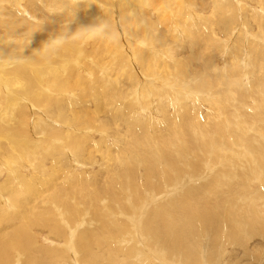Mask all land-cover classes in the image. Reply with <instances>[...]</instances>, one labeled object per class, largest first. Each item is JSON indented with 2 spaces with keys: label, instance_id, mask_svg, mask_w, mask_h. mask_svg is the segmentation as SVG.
<instances>
[{
  "label": "bare ground",
  "instance_id": "obj_1",
  "mask_svg": "<svg viewBox=\"0 0 264 264\" xmlns=\"http://www.w3.org/2000/svg\"><path fill=\"white\" fill-rule=\"evenodd\" d=\"M112 3L113 0L100 4L97 0H0V106L3 103L6 106L4 108L2 105L4 110L0 115L3 135L0 138L2 149H8L11 155L12 152L15 154V158L0 159V177L3 173L5 176L0 186L5 191L8 186H14L16 189L15 192L9 190L13 195L11 192L10 195L4 194L3 188L0 189L3 192L2 196L0 194V264H11L14 260L12 252L16 250L22 252L18 253V256L23 257L22 264H264V242L262 244L255 238L258 235L264 241V203L259 204L254 199L255 204L250 205V199L247 198L249 195L244 198L246 193L251 194L249 189L252 185L249 183L252 179L245 174L249 173L250 169L241 158V153L245 152L248 163L252 159L255 160L252 163L256 162L261 182L264 183V159L258 158L264 153V142L255 141L257 134L245 133L246 130L238 120L247 116L246 103L242 104L245 99H235L239 104H234L233 107L239 110L233 111L229 118L215 111L205 117L195 112L206 104L209 107L212 104H222L220 101L211 102L213 98L217 99L218 95L215 85L212 86V91L198 88V71L190 67L194 59L205 60V50H214L220 54L215 55L226 56L222 62H225V65L228 63L229 69L219 62L211 61L210 57L214 56V53L209 54L211 56L205 60V65L217 77L225 78L233 73L235 77L232 85L235 86L233 90L230 89L231 95L238 92L240 97V94L249 91L252 82L258 80V84L264 89V0H212L214 8L221 9L218 19L220 23L225 24L221 27L224 28L222 31L227 29L222 35L213 28L214 21L207 18L211 17L213 12L209 16L204 14L207 7L206 2L202 0H118L116 4L119 9L114 8L119 10L117 14L111 9L112 5H109ZM45 7L49 8V12ZM112 11L116 14V23L121 24L123 40L118 48L99 55V52H96L99 44L95 41V35L90 36L92 40L88 46H82V42L87 41L85 36L94 31V20L97 21L100 16L108 15ZM113 15L110 14L112 23L115 22ZM72 37H78L79 40ZM57 40L63 44L54 45ZM91 46L93 49H85ZM73 50L79 59L75 58ZM23 53L32 56L31 61L18 57ZM13 55L19 59L12 57ZM82 55L85 57L80 58ZM35 57L36 60L32 63ZM179 68L184 70L180 71ZM207 68L204 67L205 70ZM257 73L262 75L253 79ZM120 76L125 77V82ZM247 76L251 78L250 87L246 85L248 82H245ZM33 77L35 85H32ZM98 82L112 86L99 94L96 88L101 83ZM227 85L225 84V87ZM230 88L233 87L230 85ZM106 92L108 93L105 94ZM102 94L104 100L98 96ZM226 95L231 96L229 93ZM258 96H251L259 102L251 103L257 117L258 109L264 107V103L259 100H264V93ZM104 104L109 106L108 112H118V126L123 121L127 128L139 122L150 123L151 126H156L155 130L157 127H165L164 133H168V137H165V142L160 146L159 142L157 145H146L148 140L144 137V142L142 136L141 142L143 140L144 144L138 145L140 148L135 146L138 149L136 152L126 154L124 146L121 145L122 135L120 138L119 135L118 137L116 134L105 133L100 127L102 121H98V118L90 121L89 115L86 119L79 117V114L86 116L89 113H98V110L101 112ZM188 104L193 110L190 107V110L185 109ZM2 109L0 107V110ZM183 114L188 117L186 121L192 123H183L182 128H178ZM262 123L264 124V120ZM37 126H40L38 130ZM109 127L107 125V128ZM26 131L30 132L31 138L37 140L30 148L36 152L40 151V156L44 155L42 150L51 151L53 158L55 155L56 173L51 171L53 176L55 173V182L52 181L55 180L54 177L51 178L50 174L47 176L42 171L46 167L42 163H48L44 158L38 161L39 157L32 159L28 156L33 154L28 148L29 144H19L22 140L16 141V144L12 140L4 139L6 133L19 138L25 135L26 139L29 135ZM210 134L218 135L216 140L219 142L221 139V143L216 142L215 137ZM163 136L155 138L161 140ZM172 137L176 142H171ZM210 137L214 143L212 145H215L212 150L217 152L211 164L218 163L215 158L218 157L219 149L222 148L225 152L222 155L225 164L213 175L207 174L206 168L198 167L199 163L201 166L204 164L205 159L200 158L202 162L196 159L198 156L204 158L207 155L208 151L203 147L211 143ZM229 137H233L235 142ZM177 138L183 141L179 143ZM76 140H89L93 144L102 143L109 147L113 145L110 147H114L116 154V158L113 157V168L106 169L105 163H102L109 153L101 152V148L97 147L94 151H98L100 156H106L99 157L100 161L97 163H90L94 161L89 157L81 158L77 155L76 146L72 145ZM27 142H30V139ZM21 146L27 150L26 154L20 151ZM203 151L206 153L203 154ZM254 153H258L257 157ZM32 161L36 163V168ZM58 162L67 164L65 171L61 170ZM123 164L128 166L124 168ZM94 165L97 169L92 172L90 168ZM34 170L38 174L32 178L30 174ZM98 171L101 172L98 176L101 181L110 179V171L118 178L121 173L124 174L136 192H142V189L147 187L149 190L144 191L148 194L145 199L160 197L159 194L164 189L162 182L166 181L169 185L171 182L178 183L182 171L188 173L191 179L186 180L185 184L189 186H185L181 191H172L170 195L154 201L155 203L152 201L153 209L149 207L146 212L140 210L144 213L139 216L141 225L137 236L133 232V226L116 213L118 209L114 204L112 206L111 202L105 200V204L93 196L92 200L95 201L90 202L83 197V193L72 198L68 195H56L57 191L62 190L58 185V179L61 177L68 182L72 177L82 181L83 178H93ZM30 179H33L32 182ZM194 179H197V182L193 181ZM235 180L236 183H242L230 192V186ZM5 183H8L6 188ZM171 186L173 187V184ZM100 187L98 185L97 189ZM228 188L230 194L226 191ZM106 189L104 187L97 190L98 195L100 192L105 193ZM240 189L246 194H242V191V198L240 195L235 196L240 193ZM126 190L127 188L124 191ZM32 191L36 193L34 197L22 198L24 195L29 196L28 192L32 195ZM51 194L53 196H50ZM258 195L259 192L254 194V197ZM16 196H20V204L15 203ZM132 196L131 199L134 197ZM52 199L57 201L59 206L54 205ZM119 201V205L126 208L123 199ZM143 201L138 197L132 203L129 202L138 203L137 207L141 208ZM85 206L88 209L93 206L95 214L98 215L95 218L92 215L94 211L86 213L89 218L96 219H91L94 221L92 227L88 226L87 219L83 220V224L74 223L78 216L82 218L78 212L81 209L79 207ZM110 206L116 212L109 213ZM146 230L151 232L153 237L141 234ZM45 232L47 234H44ZM228 252L233 258L224 262ZM159 255L165 256L168 261Z\"/></svg>",
  "mask_w": 264,
  "mask_h": 264
},
{
  "label": "rangeland",
  "instance_id": "obj_2",
  "mask_svg": "<svg viewBox=\"0 0 264 264\" xmlns=\"http://www.w3.org/2000/svg\"><path fill=\"white\" fill-rule=\"evenodd\" d=\"M98 2H99V4L100 3H102L103 1L104 2H110V0H97ZM138 1H140V0H138ZM202 1H204V3L206 2V7L208 8V10H207V8L205 9V12H204V14H206V15H208L209 16V14L210 13H212L213 12V14L212 15H210L211 17H213V18H211V17H207V18H209L210 20L212 19L213 21H214V23H212V26H213V28L215 29V30H218V32H219V34L220 35H222V33H226L227 32V29H226V31H222V29H224V28H221L222 26H224L225 24H222V23H220V21H219V19H218V17H219V13H220V11H221V9L220 8H218V7H216V9L214 8V5H213V3H211L212 2V0H202ZM118 2V0H113V3L112 4H109V5H112L111 6V9L113 10L114 8L116 9V8H118L119 9V7H117L118 6V4H116ZM187 2V1H186ZM207 2H208V4H207ZM212 5V6H211ZM116 6V7H115ZM210 7V8H209ZM47 12H49L48 10H49V8L48 7H45L44 8ZM114 9V10H115ZM115 10L114 12L117 14V12L119 11V10ZM44 10V11H45ZM45 11V12H46ZM111 10H109V12H110ZM209 11V12H208ZM47 12H46V14H47ZM113 11L111 12V13H107L108 15H105V16H100L99 18H98V20L96 21V20H94L96 23H95V26H94V28H93V32L92 33H89V34H87L86 36H85V38L87 39V41H85V42H82V46H88L89 45V43L91 42V40H92V38L90 37V36H93V35H95V37L97 38L95 41H96V43H98L99 45H98V47H97V49H96V52H99V55L101 54V55H103L104 54V52L106 51V52H108V51H110L111 50V52L112 51H115V49L116 48H118V45L121 43V41L123 40V38H122V32H121V27H120V25L121 24H119V23H116V22H118L117 21V18H116V14L114 13ZM208 12V13H207ZM114 15H113V14ZM51 14V13H50ZM110 14L111 15H113V17H114V19L113 20H115V22H113L112 23V21H110L112 18L110 17ZM215 14V15H214ZM101 18V19H100ZM104 18V19H103ZM103 19V20H102ZM222 21V20H221ZM114 23H115V25H114ZM103 24V25H102ZM105 25V26H104ZM111 26H116V27H111ZM119 26V27H118ZM227 26V25H226ZM104 27V28H103ZM216 27V28H215ZM228 27V26H227ZM106 29V30H105ZM108 29V30H107ZM112 29H114V30H112ZM116 29H118V30H116ZM221 29V30H220ZM95 31H97V33H95ZM107 31V32H106ZM119 31V32H118ZM115 34H116V36H115ZM98 35H99V37H98ZM118 35V36H117ZM101 37V38H100ZM120 39H119V38ZM125 37V36H124ZM168 37V36H167ZM73 39H75V40H79V38L78 37H76V38H74V37H72ZM104 38V39H103ZM168 38H170V37H168ZM105 39H106V41H105ZM119 40V41H118ZM92 43H93V41H92ZM15 44H16V42H15ZM54 45L56 44L57 46L58 45H60V44H63L62 43V41H59V40H57V42L56 43H53ZM112 47V49H109V48H111ZM108 48V50H106ZM85 49H87V50H91V49H93L92 48V46H91V48L90 47H86ZM84 49V50H85ZM99 49V50H98ZM81 51H82V49H80ZM210 50V49H209ZM207 51V50H205L204 52H205V55H204V59L206 60L207 58H209L210 56H209V54H213L214 53V56H211L210 58H211V61H214V63L216 62H219L220 63V65H223V67L224 68H228L229 67V65H228V63H226V65H225V62H222L224 59H226V56L225 57H220V56H217V55H220V54H217L218 52H215L214 50H211V52L210 51ZM227 50H229V49H227ZM227 50L225 51L226 52V54L228 53L227 52ZM74 51V50H73ZM101 51V52H100ZM77 52H79L78 50H77ZM215 54H217V55H215ZM17 55V54H16ZM16 55H13L12 57H14L15 58V56ZM74 55H76V57L75 58H77V59H79L78 58V55H77V53L74 51ZM29 56V57H28ZM18 57L20 58H22V59H28V60H26V61H31V58H32V56H30L29 54H27V53H23L22 55H18ZM17 56H16V58H18ZM83 57H85V56H80V58H83ZM87 57H89V55H88V53H87ZM90 57H91V55H90ZM18 58V59H19ZM35 60H36V57H35V59H33L32 60V63L33 62H35ZM86 60H87V58H86ZM104 60V59H103ZM205 60H199V59H194V60H192L191 61V63H190V67L191 68H194L195 70L197 69V73H196V75H197V80H196V85H198V88H202L204 91H208V90H211L212 91V89H213V85H215V87L217 88V91H218V95L216 96L217 97V99L216 98H213V101H211L212 103L214 102V101H220L221 102V104L222 105H214V104H212L210 107H209V105H205V106H203L202 108H200V110H197V111H195V112H197V113H200V115H201V117H205V115H209V114H211V113H213L214 111L216 112V113H218L219 112V114H222L223 113V115L225 116V117H231V115H232V112L233 111H238L239 109H235V107H233L234 106V104H235V106H236V104L238 105L239 104V102H238V100H241V99H245V101L244 100H242V102H244V103H242V104H245L246 103V109H247V116H245V118H240V119H238L239 121H240V124H241V126H242V128L244 129V130H246V131H244L245 133H247V134H257V138H255V141H263L264 142V128H262L263 127V123H262V121L264 120V114H262L261 112H264V107L263 108H259L258 110L260 111H258L257 113H259L258 114V117H260V118H258L254 113H255V111H254V109H252V105H251V103H259L258 101H256L254 98L255 97H259L258 95H261L262 94V92L264 93V89H262L261 88V85L260 84H258V81L257 82H252L251 84H252V86L250 87V85L251 84H249L250 82H251V78L249 77V76H247L246 78H245V82H248V83H246V85H249V91L247 90L246 91V93H244V94H240V97H239V93L238 92H234V96H235V98H234V96L233 95H231L232 94V92H230V91H232L233 89H234V86L232 85V82H233V80H234V78L233 77H235L234 75H233V73L231 74V76H229V77H220V76H216V75H214V73L210 70V69H208L207 68V66L205 65ZM2 61V60H1ZM222 63H224V64H222ZM202 64V65H201ZM184 66H185V64H184ZM204 67H205V69L207 68V70H205L204 69ZM203 68V69H202ZM180 69V68H179ZM193 69V70H194ZM199 69V70H198ZM229 69V68H228ZM184 69H180V71H183ZM204 70V71H203ZM203 72V74H202V72ZM205 74V75H204ZM259 76H258V75ZM256 75H254L252 78L253 79H257V78H259L262 74H259V73H257ZM228 75V74H227ZM262 76H264V74L262 75ZM121 77V76H120ZM121 79L125 82V77H121ZM214 81V82H213ZM222 82H223V84H222ZM263 82H264V80H263ZM98 83H101L99 86H97L98 88H96V90H97V92H99V94H101V92L103 91V90H105V89H107L108 87H111L110 85H106L105 86V84L103 83V82H98ZM227 85L226 87H225V84ZM36 84V81H35V79H34V77L32 78V85H35ZM221 84V85H220ZM230 85H231V87H233V88H230ZM256 85H257V87H256ZM259 86V87H258ZM14 87V86H13ZM117 87V86H116ZM223 87L225 88L224 90H223ZM100 89H102V90H100ZM215 89V88H214ZM227 89H228V91H227ZM230 89H232V90H230ZM236 89V88H235ZM248 89V88H247ZM12 90H15L16 92H18L15 88H12ZM4 91V93H5V90H3ZM253 91V92H252ZM108 92H106L105 94H107ZM226 93H229V95H231L233 98H229V97H231V96H227L226 95ZM255 96V97H251V96H253V95ZM248 95V96H247ZM2 96H4V95H2ZM101 99L103 98V100H104V97H103V94L102 95H98ZM109 98H111V96H109V95H107ZM227 96V97H226ZM245 97V98H243V97ZM222 97V98H221ZM223 97H226V98H223ZM242 97V98H241ZM240 98V99H239ZM253 98V99H252ZM230 99V100H229ZM233 99V100H232ZM235 99H238V100H235ZM235 100V101H234ZM259 100H261L263 103H264V100L262 99V98H259ZM230 101V102H229ZM235 103H234V102ZM236 101H237V103H236ZM247 103H248V106H247ZM4 104V103H3ZM2 104V105H3ZM218 104H220V103H218ZM229 104V105H228ZM231 104H233V105H231ZM0 106L1 107V109H2V107L4 106V108L6 107L5 105H3V106ZM206 106H208V107H206ZM188 107V108H187ZM187 107H185V109H187V110H190V108H191V110H193V107L192 106H190L189 104L187 105ZM190 107V108H189ZM204 107H206V108H204ZM221 107V108H220ZM29 108V107H28ZM203 108L205 109V110H203ZM211 108H213V110L211 109ZM7 109V108H6ZM107 109H109V106H106L105 104H104V106H103V109H101V112H100V110H98V113H89V114H86V116L84 115V114H79L80 116V118L81 119H86V117H87V115H89L88 116V119L90 120V121H92L93 119H97L98 121L100 120V121H102V123H101V125H100V127H102V129H103V131H105V133H108V134H116L117 136L119 135L120 136V138H121V135H122V138H121V145L122 146H124V152L126 153V154H129L130 155V152H132V153H134V152H136L138 149L137 148H140V146H138V145H141V144H144V142H145V139L146 140H148V142H145L146 143V145H157V143L159 142V145L160 146H162L163 145V143L165 142V140H166V138L168 137V133H164L165 132V127H159V129H158V127H157V130H155L156 128V126H151L150 125V123H146L145 124V122H142V123H140L139 122V124H131L128 128L125 126V124H123L124 123V121L123 122H121L120 124V126H118V121H117V117H118V112L117 113H114V112H108V110ZM214 109H217V111L216 110H214ZM226 109H228V110H226ZM3 110L4 109H2V110H0V115H2L3 114ZM106 110V111H105ZM208 110V111H207ZM226 110V111H225ZM103 111V112H102ZM199 111V112H198ZM207 111V112H206ZM209 111H211V112H209ZM240 112V111H239ZM101 113V114H100ZM106 113V114H105ZM208 113V114H207ZM254 115H253V114ZM9 114V113H8ZM7 114V115H8ZM112 114V115H111ZM261 114V115H260ZM72 115V114H71ZM222 115V116H223ZM92 116V117H91ZM97 116V117H96ZM222 116H220V117H222ZM252 116V117H251ZM29 117H31V115H29ZM69 117H70V115H69ZM184 114L180 117L181 118V120L182 119H184L182 122H181V120L179 121V123H180V125H177V127L178 128H182V125H183V123H186V122H190V121H186L187 119L186 118H188V117H184ZM236 117V115L233 117V118H235ZM256 117V118H255ZM247 118V119H246ZM258 118V119H257ZM2 119H0V121H1ZM260 120H262V121H260ZM113 121L115 122V123H113ZM122 121V120H121ZM242 121V122H241ZM85 122V121H84ZM257 122H259L258 124H257ZM190 123H192V121L190 122ZM123 124V125H122ZM141 124H142V126H141ZM145 124V125H144ZM244 124V125H243ZM259 124H261V125H259ZM107 125H108V127L110 126V125H112L111 126V128L109 127V128H107ZM116 127H115V126ZM150 127H149V126ZM223 125V124H222ZM0 126H1V124H0ZM42 126V125H41ZM106 126V127H105ZM137 127V129H136V127ZM142 128H141V127ZM104 127V128H103ZM131 127V128H130ZM147 129H146V128ZM198 127V126H197ZM221 127V125L219 126V128ZM40 128V126H37V130ZM107 128V129H106ZM115 128V130H117L116 132H114L115 130H113ZM123 128V129H122ZM125 128H127V129H125ZM136 130H135V129ZM77 129H79V128H77ZM112 129V130H111ZM130 129V130H129ZM152 129H153V131H152ZM120 130V131H119ZM129 130V131H128ZM149 130H151V131H149ZM158 130H159V132H158ZM161 130V131H160ZM110 131V132H109ZM128 131V132H127ZM150 132V133H149ZM26 133L27 134H29V135H27V138L26 139H24L25 138V135H21L20 136V138L19 137H15V136H13V135H11V134H8V133H6V134H4V139L5 140H12V142H14V143H16V141L18 142L19 140L21 141V142H19V144H21V143H23V145H25V144H29L28 145V148L30 149V151L31 152H33V154H29L28 156H30V158H32V159H34L35 158V156L36 157H39L40 159H37L38 161L39 160H41V159H43L44 158V161H47L48 163H46V162H43L42 164H44L46 167H45V169H41L43 172H45L46 173V175L47 176H50L51 178L52 177H54L53 179H55V173H56V169H55V164H54V159H55V155H54V158H53V156L51 155V151H47V152H43V150L41 151L42 152V154H44V155H42V156H40L41 155V153H40V151H38L37 150V152L36 151H34V149H32V148H30V147H33L32 146V144H33V142L34 141H37V140H35V138L33 139V138H31V134H30V132H27L26 131ZM134 133V134H133ZM136 133H138V134H136ZM131 134V135H130ZM179 134V133H178ZM10 135V136H9ZM135 135V136H134ZM163 135H165V136H163ZM167 135V136H166ZM211 135V134H210ZM1 136H3L2 135V131H1V127H0V137ZM92 136H94V135H92ZM110 136V135H109ZM118 136V137H119ZM143 136V140H144V142H143V140H142V142H141V137ZM163 136V138L160 140L159 138H158V140H156L157 138H155V137H162ZM144 137H145V139H144ZM166 137V138H165ZM211 137H215V141L216 142H218V140H216V138L218 139V135H216L215 134V136H213V135H211ZM211 137L209 138V140H210V142L211 143H209L208 142V139H207V143H209V148H208V146L207 145H204L205 147H203L204 148V150H206V151H208L207 152V155H205V157L204 158H202V157H200V156H198L196 159L198 160H200L201 161V159H205L204 161H203V165L201 166L200 165V163H199V168L201 167H204V168H206L205 170L207 171V174H209V175H213L214 173H215V171H217V170H220L222 167H223V164H225V162H224V160H225V158H222L223 156V153H225V152H223V150H222V148L221 149H219L218 151V157H216L215 158V160L217 159V164H216V162H213V164H211V160H212V158L213 157H215V154L217 153V152H215V151H213L212 149L215 147V145H212V144H214L213 143V141L211 140ZM96 138V137H95ZM119 138V139H120ZM123 138H125V139H123ZM130 138V139H129ZM134 138V139H133ZM229 138H231L232 140H233V137H229ZM28 139H30V142H27V140ZM132 139V140H131ZM138 139H140V140H138ZM165 139V140H164ZM170 139V138H169ZM0 140H1V138H0ZM128 140H131V142H128ZM171 142L173 143V142H176V140H175V138L174 137H172L171 139ZM170 140H168V141H170ZM177 140L179 141V143H181L182 141H183V139H180V138H177ZM223 140V139H222ZM201 141V140H200ZM234 142H235V140H233ZM252 141H253V139H252ZM134 143V145H133V143ZM137 142H138V144H137ZM155 144H154V143ZM219 142L221 143V139H219ZM218 142V143H219ZM223 142H224V140H223ZM92 142L91 141H89V140H87V141H84V140H76V143L74 142V143H72V145L74 144L75 146H76V154L77 155H79L81 158L82 157H89L92 161H94V162H90V163H97V161H100L99 160V157L101 158V157H105L106 156V154H104V155H102V156H100L101 154L98 152V151H94L95 149H97V147L98 148H101V152H108L109 153V155H108V157L106 158V159H104L105 161L104 162H102L104 165H106V169H112L113 168V164H115V161H114V158H116V154H114L115 152H114V147L113 148H111L110 149V147H112L113 145H110V147L109 146H106V145H104V144H102V146H101V144H99V145H97V143L95 144H91ZM120 143V142H119ZM124 143H127V144H124ZM131 143V144H130ZM237 144H241V143H239V142H236ZM17 144V143H16ZM87 144V145H86ZM89 144H91V146L89 145ZM137 144V145H136ZM92 145H93V148H92ZM242 145V144H241ZM137 148H136V147ZM212 147V148H211ZM27 148V149H28ZM111 150V152H109L110 150ZM231 147L229 146V149H230ZM103 149V150H102ZM210 149V150H209ZM107 150V151H106ZM6 151V152H5ZM20 151L23 153V154H26L27 153V150H25V148L23 147V146H21V148H20ZM84 151V152H83ZM233 153H235V151L232 149L231 150ZM2 152H4V153H2ZM95 152L97 153V154H95ZM113 152V153H112ZM209 152H210V154H209ZM215 152V153H214ZM11 153V152H10ZM36 153H37V155H36ZM45 153H47V154H45ZM49 153H50V155H49ZM204 153H206L205 151H203V154ZM113 154V155H112ZM255 155V157H257L256 155L258 154V153H254ZM263 155L262 156H260V157H258L259 158V160H262V158L264 159V153H262ZM13 155H15L14 154V152H12V155L11 154H9V152H8V149H2V140L0 141V156L2 157V158H0V159H4V158H15ZM48 155V156H47ZM97 155H99V156H97ZM115 155V156H114ZM213 155V156H212ZM251 156H253L252 154H250ZM260 155V154H259ZM258 155V156H259ZM48 158H46V157ZM50 156V157H49ZM52 156V157H51ZM216 156H217V154H216ZM253 156V158H255ZM109 157H110V159H109ZM112 157V158H111ZM114 157V158H113ZM222 159H221V158ZM244 157V158H243ZM248 156L246 155V153L245 152H243V154L241 153V158H242V160H244L245 161V164H246V166L250 169V171H251V173H253V174H251L250 173V171H248L249 173H245V174H248L249 176L248 177H251V179H252V181H251V179H249V178H247V180L250 182H247V183H249V184H251L252 185V188L251 189H249L250 191H251V194H248V193H246L245 194V191L243 190V189H240L239 190V194H237V195H235L236 197H238L240 194H241V192L242 191H244V192H242V194L244 193L246 196L244 197V198H246L248 195V200H249V203H250V205H254L255 203V200L256 201H258L259 202V204H263L264 203V183H262L261 182V176L259 175V170H258V168L255 166V165H257L256 164V162H253L252 163V161H255L254 159H252V161L250 162V163H252L251 164V167H250V163H248V161L247 160H249L248 158H247ZM201 158V159H200ZM210 158V159H209ZM51 159V160H50ZM52 159H53V161H52ZM214 159V158H213ZM224 159V160H223ZM36 160V161H37ZM110 160V162H108ZM112 160V161H111ZM207 160V161H206ZM220 160V161H219ZM223 160V161H222ZM38 161L36 162L37 164H38ZM51 161L53 162L52 164H51ZM199 161V162H200ZM208 161L210 162V163H208ZM222 161V162H221ZM202 162V161H201ZM34 162L32 161V164H33ZM36 163H34L33 165H35ZM58 163H60L59 164V166H60V168H61V170L62 171H65L66 170V168H67V164L64 162H58ZM63 163V164H62ZM85 163H89V162H85ZM113 163V164H112ZM40 164V163H39ZM53 164H54V166H53ZM63 166H62V165ZM48 165V166H47ZM124 166V168L125 167H127L128 165H125V164H123ZM207 165H208V167H207ZM210 165L213 167H210ZM253 166V167H252ZM254 166H255V169H256V171L258 172H256V171H254L255 169H254ZM48 167V168H47ZM63 167V168H62ZM65 167V168H64ZM33 168H34V166H33ZM35 168H36V165H35ZM37 168H38V166H37ZM208 168V169H207ZM211 168V169H210ZM217 168V169H216ZM39 169V168H38ZM51 169V170H50ZM97 169V166L96 165H94L92 168H90V171H92V172H94L95 170ZM232 169H234L233 167H232ZM46 170V171H45ZM210 170V171H209ZM51 171H54L55 173H54V176L52 175L53 173L51 172ZM206 171L204 172V173H206ZM34 172H35V170H34ZM32 173V174H30V175H32V178H33V176H35V175H37L38 173L37 172H35V173ZM67 172V171H66ZM257 174H256V173ZM52 173V174H51ZM101 172L100 171H98V173L93 177V178H83V180L82 181H80V179L79 178H75V177H72L70 180H69V182H70V185H69V182L68 181H64L62 178L63 177H61V179H58L57 181L59 182H57L58 183V185L60 186V188H62V190H59V191H57V193H56V195H58V196H63V195H68L70 198H72V196H75V197H77L78 195H79V193H83V197L84 198H87L86 200L87 201H90V202H94L95 200H92L93 198H99L98 199V201H102V203L104 202L105 203V200H107V201H109V203L111 202L112 203V206H113V204H114V206H116L115 208H117L118 210H117V212L113 209V207H109L108 208V212L110 213V212H116L118 215H120L121 216V218L122 217H124L123 219H125V220H128V224L129 225H131V226H133L132 228H133V232H134V234L136 233L137 234V236H138V233H139V229H140V225H139V216H141L140 214H143L144 212H146L147 211V209L150 207L151 209H153L154 208V206H152L155 202L154 201H157L158 199H160V198H162V197H165V196H167V195H170L171 194V192L172 191H175V190H177V191H181V189L182 188H184L185 186L187 187V186H189V185H186L185 183H186V180L188 179V180H190L191 179V177H188V173H186L185 171H182V175H181V178H180V180H179V182L178 183H176V182H171L170 183V185L169 184H167L166 183V181H163L162 182V184H163V186H164V189H163V191H161L160 192V197L158 198V197H155V196H153V197H150V199H145V196H146V192H144L145 190H147V192H148V190L149 189H147V187L145 188H143L142 189V192H140V191H138V192H136V189L135 188H132L133 186H131V184L129 183L130 182V180L129 179H127V177L125 176L124 177V174L122 175V173L119 175V178L117 177V176H115V175H113V174H111V172L110 171H108V175H109V177H110V179H104V181H101V180H99L98 179V176H99V174H100ZM50 174V175H49ZM104 174H107V173H105L104 172ZM127 173H125V175H126ZM4 173L2 174V176L0 177V182H2L3 181V179H4ZM58 177V175L56 176V178ZM121 177V178H120ZM122 177H124V178H122ZM113 178V179H112ZM6 179H7V177H6ZM22 179H25V178H22ZM72 179H74V180H72ZM77 179V180H76ZM112 179V181H111V183L113 184V185H111V183L109 182L110 180ZM2 180V181H1ZM5 180V179H4ZM27 180V179H26ZM25 180V181H26ZM31 180V179H30ZM33 180V179H32ZM32 180L30 181V182H32ZM52 180V179H51ZM7 181L9 182V180L7 179ZM52 181H56V179L55 180H52ZM73 181H74V183H73ZM91 181V182H90ZM122 181H124V182H122ZM193 181H196L197 182V179H194ZM192 181V183H194ZM236 181L237 180H235V182L234 183H232L233 185H231L230 186V188L232 189H230V188H228L226 191H227V193H229L230 194V192H233L234 191V189H236V187L237 186H239L240 184L239 183H242V181H239V182H237L236 183ZM27 182V181H26ZM61 182V183H60ZM108 182H109V184H108ZM115 182V183H114ZM165 182V183H164ZM89 183H90V185H89ZM125 183H128L127 185H124ZM6 184H8V183H5V188H6ZM51 184H53V182L51 183ZM50 184V185H51ZM77 184V185H76ZM91 184H93V185H91ZM103 184V185H102ZM105 184V185H104ZM171 184H173V187L171 186ZM236 184V185H235ZM13 185V184H12ZM54 185V184H53ZM68 185H69V187H68ZM98 185H99V187L100 188H98L97 189V187H98ZM108 185V186H107ZM124 185V186H123ZM175 185V186H174ZM184 185V186H183ZM67 186V187H66ZM114 186V187H113ZM169 186V187H168ZM170 186H171V188H170ZM191 186V185H190ZM1 187V186H0ZM66 187V188H65ZM94 187V188H93ZM96 187V188H95ZM103 187V188H102ZM104 187H106L107 189H106V191H105V193H101L100 192V195H98V191L97 190H102V189H104ZM131 187V188H130ZM167 187V188H166ZM3 187H1L0 189H2ZM82 188V189H81ZM125 188H127V190L126 191H124L125 190ZM173 188V189H172ZM243 188V187H242ZM230 189V192H228V190ZM9 190H13V192H15L16 191V189H14V186H13V188H12V186H8L7 188H6V191H8V192H6L5 190H4V188H3V192H4V194L6 193L7 195L9 194L10 195V192L11 191H9ZM82 190H84V191H82ZM1 191V190H0ZM29 191H31V189H29ZM2 191L0 192V194H1V196H2V193H3ZM13 192H11L12 193V195H13ZM33 192V191H32ZM132 192V193H131ZM163 192H164V194H163ZM259 192V195L257 196V197H254V194H256V193H258ZM31 192H28V195L30 196H26V195H24L25 197H22V198H27V199H30L33 195H36V193H34L33 192V194L31 195L30 194ZM137 193V194H136ZM144 193V194H143ZM21 195L23 194V189H22V192L20 193ZM77 194V195H76ZM97 194V195H96ZM134 194V195H133ZM157 193H156V195H158ZM162 194V195H161ZM261 194V195H260ZM263 194V195H262ZM55 195V194H54ZM135 197H133V196ZM138 195V196H137ZM148 195V194H147ZM5 195H3V197H4ZM50 196H53V194H51ZM92 196H93V198H92ZM107 198H106V197ZM113 196V197H112ZM131 196L133 197V199H131ZM144 196V197H143ZM34 197V196H33ZM123 199V203H124V205H127V206H125L126 208H128V209H126V208H123V207H121V205H119V203L117 202V201H119V199H121V198ZM138 197H141V199L142 200H144L143 201V203L141 202V208L138 206L137 207V205H138V203H135V202H133V204H131L132 203V201H134V199H137ZM144 199H143V198ZM240 198H242L241 197V195L239 196ZM19 198H20V196H16V200H18V201H16L15 200V203H18L19 202V204H20V201H19ZM21 198V199H22ZM40 198V197H39ZM53 198V197H52ZM110 198V199H109ZM130 198V199H129ZM20 199V200H21ZM237 199V198H236ZM255 199V200H254ZM258 199V200H257ZM85 200V199H84ZM84 200H81V201H84ZM128 200V201H127ZM150 200H151V202H150ZM239 200H242V199H239ZM254 200V201H253ZM80 201V202H81ZM131 203H130V202ZM154 203H153V202ZM263 201V202H262ZM56 202V203H55ZM79 202V203H80ZM120 202V201H119ZM150 202V203H149ZM52 203L55 205H57V206H59L58 205V203H57V201H54L53 199H52ZM130 203V205H128ZM147 203V206H145V204ZM81 204V203H80ZM105 204H107V202L105 203ZM20 206V205H19ZM104 206H106V205H104ZM145 208V210H144V208ZM93 206H91V208H89L88 209V207L87 206H85V207H79V208H81V209H79L78 210V212L80 213V216L82 217V218H80L79 216H78V218L76 219V222H74V223H77V224H83L84 222H83V220L85 221L86 219L88 220L87 222H88V226H93V224H94V221L93 220H91V219H94V218H89V214H88V216L86 215V213H88L89 211H91L92 213H93V211H94V214H92L95 218L96 217H98V215L97 214H95V208H94V210H93V208H92ZM92 209V210H91ZM123 209V210H122ZM143 210L144 212H140V210ZM150 209V210H151ZM37 210V209H36ZM80 210H82V212L80 211ZM34 211V210H33ZM15 213H17V212H15ZM102 213V212H101ZM125 213H127V214H125ZM107 215V214H106ZM129 215H131V216H129ZM247 216V215H246ZM249 216V215H248ZM249 217H251V216H249ZM134 218V219H133ZM78 220V221H77ZM94 220H96V219H94ZM134 220V223H132V221ZM247 220V219H246ZM32 227V226H31ZM34 227V226H33ZM81 228H83V226L81 227ZM136 228V229H135ZM43 231H45L46 229H42ZM46 232H47V230H46ZM44 233V234H47V233ZM148 230H146V232L144 231V234L143 233H141L142 235H145V236H150V237H153V235L151 234V232H149ZM146 233V234H145ZM205 235V234H204ZM204 238H205V236H204ZM255 238H257V239H259V241H261L262 242V244H263V240L257 235ZM146 244H149V243H146ZM263 246H264V244H263ZM264 248V247H263ZM226 251H229V250H231L230 248H229V250L228 249H225ZM17 251V250H16ZM16 251H14V252H12V255H13V257H14V260H13V262L11 263V264H22V259H23V257H21V256H18V253L19 254H21L22 252H20V251H18V252H16ZM13 253H16V254H13ZM231 255V253L229 254V252H228V255L226 256V258H225V260H224V262H226L227 261V259L230 261V259H232L233 257H231L230 256ZM160 257H162L163 258V260H167L168 261V259H165L164 257L165 256H163V255H159ZM16 258V259H15ZM19 261V262H18ZM174 262V261H173ZM169 264H171V263H169Z\"/></svg>",
  "mask_w": 264,
  "mask_h": 264
}]
</instances>
